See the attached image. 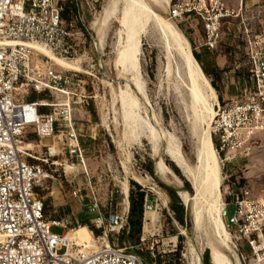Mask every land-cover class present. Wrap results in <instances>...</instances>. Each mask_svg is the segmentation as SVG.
Segmentation results:
<instances>
[{"label":"rangeland","instance_id":"rangeland-1","mask_svg":"<svg viewBox=\"0 0 264 264\" xmlns=\"http://www.w3.org/2000/svg\"><path fill=\"white\" fill-rule=\"evenodd\" d=\"M61 1L66 3L68 0ZM77 1L80 3L81 21L88 29V33L84 32L78 24L79 18L70 17L69 23L75 27V43L81 49L80 56L72 61L79 60L80 70L75 71H79V77L85 81L84 93L90 97L88 106L84 108L75 106L73 116L76 131L81 135L84 164L66 154L65 136L40 140L34 130L29 128L23 137L24 146L26 143L30 144L28 147L37 158L28 159L29 162L45 165L46 168L50 165L56 178L38 187L39 194L44 197L46 217L50 220H63L71 229L90 221L92 228L97 229L91 222L96 217V213L91 211L94 202L93 192L103 212L113 210L123 213L126 208L122 194L123 183L127 181L130 190V181H135L153 196V201L147 204L150 208L147 211L154 213L155 222L151 224L145 220L148 223L145 228L144 222L141 243L138 246L133 247L127 241L125 246L143 259L146 258V264H152L149 258L152 253L166 263L173 260L176 264H189L192 261V250L204 264L205 252L210 246H215L222 253L229 255L214 231L207 229L196 233L192 215L186 207L188 224L185 226L179 224L170 209L171 200L161 187L163 184L177 192L186 191L183 180L185 177L181 171V177L175 175L169 165L173 163L176 166L166 154L165 139L153 146L149 130L143 125L141 117L143 119L149 117L146 121H151L158 132L174 136L181 146L185 159L191 165L196 163L197 141L190 133L189 123L184 121V114L177 107L173 91L160 77L156 48L148 38H144L138 57L139 74L144 82L149 102L139 95V101L141 100L139 104L143 103L142 110L132 117L126 114L124 118L119 91L121 87L125 88L129 79L122 77L113 65L118 23L111 21L108 24L103 33V43L91 28V23L100 17L102 9L112 0ZM144 1L178 28L191 51L194 48L196 52H206L212 60L217 58L221 65L227 61L223 79L215 80L218 91L212 86L218 96V105L224 107L232 101L245 100L243 90L253 87L250 72L252 63L249 57L251 49L258 53L264 51V0H170L169 5L154 0ZM178 4H188L187 8L195 7L197 11L184 12L181 17L174 18L172 10ZM199 11L206 19L220 15L218 22H215L220 39L214 49L205 46L207 21L198 14ZM51 63L55 69L71 71L57 66L52 60ZM182 76L183 80L189 82L186 72H182ZM225 86H228L227 95L223 94ZM129 88L132 93L138 94L131 83ZM27 92L23 100L29 102L45 100L48 103L45 105L48 110L44 113L52 112L54 104L66 100V97L56 92L37 94L31 88H28ZM20 93L23 94L21 90ZM212 124L213 121L211 127ZM213 141L216 142L214 138ZM48 147L54 148L55 156H49ZM225 156L224 152L218 154L222 176L223 223L232 238L233 243L230 245L235 246L233 247L235 259L239 264H252L250 249L244 242L236 239L234 227H228L227 221L236 210L234 205L229 204L232 200L231 194L238 192L240 188H248L255 199L264 198V132L248 139L243 146L229 154V161H225ZM46 158L49 159L48 165L42 161ZM159 158L172 169L171 174L160 173L156 166ZM147 167L153 168L154 176L150 175ZM73 188L81 189L82 201L72 195ZM65 231L62 228H53V232L58 234ZM202 233L205 235H201ZM177 234L181 235V241L177 239ZM99 236L93 235L95 245ZM110 241L120 247L124 246L120 245L117 232L111 233Z\"/></svg>","mask_w":264,"mask_h":264},{"label":"built area","instance_id":"built-area-1","mask_svg":"<svg viewBox=\"0 0 264 264\" xmlns=\"http://www.w3.org/2000/svg\"><path fill=\"white\" fill-rule=\"evenodd\" d=\"M187 7L175 5L173 17L197 11ZM62 9L61 0H0V264H146L131 248L110 241L111 233L127 229L129 205L123 213L103 212L93 192L91 211L96 217L91 222L101 231L94 247L67 239V231L72 230L68 224L50 220L45 214L44 197L38 187L56 178L50 165L46 168L29 162L37 158L32 149L23 147L24 134L32 128L40 140L65 136L66 154L84 164L81 135L73 116L75 106L84 108L90 99L84 93L85 81L79 71L55 69L48 57L31 47L44 46L69 61L80 56L75 27L62 20ZM198 14L207 21L205 46L214 49L220 39L215 23L220 15L206 19L201 11ZM249 57L253 87L243 90L245 100L217 106L212 124L217 152L225 153V161L248 139L264 132V51L251 49ZM28 88L37 94L60 93L66 100L44 113L40 108L46 102L23 100ZM48 150L49 156H55L54 148ZM42 161L49 164L48 158ZM72 195L83 200L80 188H73ZM231 196L229 204L236 210L227 226L234 227L236 239L250 249V262L264 264V198L255 199L246 187ZM147 209L146 204L145 213ZM54 227L66 231L58 234L53 232ZM152 256L156 258L154 253ZM242 257L245 260L243 253ZM153 264L160 263L155 260Z\"/></svg>","mask_w":264,"mask_h":264},{"label":"bare ground","instance_id":"bare-ground-1","mask_svg":"<svg viewBox=\"0 0 264 264\" xmlns=\"http://www.w3.org/2000/svg\"><path fill=\"white\" fill-rule=\"evenodd\" d=\"M154 1L163 2L165 5L170 4V0ZM111 21L118 23L113 65L122 77H128L129 83L138 93L137 95L132 93L129 83L124 86L125 88L121 87L119 92L123 117L126 118V114L132 117L142 110L143 103L139 104L141 101H139V95L149 102L144 82L140 78L138 62L143 39L148 38L157 50L156 61L160 77L173 91L177 107L184 114V121L189 123L190 133L197 141L196 163L194 165L188 163L174 136H166L158 132L150 120V122L146 121L149 118L148 115L146 119L144 118L145 120L141 117L143 125L148 128L154 147L160 140L167 141L166 154L181 170L192 187V194L187 191L178 193L184 206L190 210L196 233L211 229L228 250L229 255H226L217 247L210 246L208 250L210 251L211 264H239L234 256L233 247L235 246L230 245L233 243L231 235L223 223L221 165L211 133V123L217 115L216 106H220L216 91L178 28L144 0L110 1L102 9L100 17L91 23V28L96 32L100 42H102L103 33ZM31 47L63 69L80 70L79 60L73 62L58 57L44 46L31 45ZM182 72H186L189 82L183 80ZM41 101L45 102V100ZM29 145L26 143L23 147L29 149ZM156 166L160 173L171 174L170 168L164 164L161 158L157 160ZM122 194L127 207L129 205L127 181L123 183ZM145 220L153 224L155 222L154 213L146 211ZM148 222H145V228ZM210 233L212 234V232ZM66 237L78 244L94 247L93 235L85 225L67 231ZM191 260L189 264H202L201 258L193 250Z\"/></svg>","mask_w":264,"mask_h":264},{"label":"trees","instance_id":"trees-1","mask_svg":"<svg viewBox=\"0 0 264 264\" xmlns=\"http://www.w3.org/2000/svg\"><path fill=\"white\" fill-rule=\"evenodd\" d=\"M61 4L63 7L62 13H61L62 20L65 23H69L70 17L75 16V17L79 18L78 24H79L80 28L84 32L88 33V29H87L86 25L81 21V9H80L79 1L68 0L66 3H63L61 1ZM191 48H192V46H191ZM192 53H193L195 59L197 60V62L199 63L204 74L208 77V79L210 78L209 81L212 84V86L218 91L215 80L216 79L220 80L222 75L224 73H226V69H225L226 66L222 69L219 68V66L216 64L215 59L212 60L210 55L206 52L197 53L196 50L193 48ZM30 102H35V101H30ZM40 110H41V112H44V111L48 110V108H47V106H42L40 108ZM214 144L217 148V143L214 142ZM169 165L171 166V168L175 172V173L174 172L173 173L175 175H178L181 177V173H180L181 170H179L178 167L174 166L173 163L172 164L169 163ZM147 170L150 173V175L154 176V170L152 167H150V168L147 167ZM185 179H183V180H184V183L186 186V191L189 193H192L190 183L188 182L187 179L186 180ZM130 184H131V188L129 190V208H128V214H127V229L117 233L118 237H119L120 245L121 246L124 245L122 247H127V246H125L126 241L129 244H131L133 247H136L141 243V235L143 232V226H144V222H145V206L149 202L153 201V196L150 195L149 193H147L146 190H144L137 182L130 181ZM161 187L167 192V194L171 200L170 209L173 213L175 220L183 226L187 225L188 223H187L186 219H188V216H187V213L185 210V206H184L182 200L180 199V197L178 196V192L175 189L168 187L166 185H163V184H161ZM45 214H46V207H45ZM169 221H170V218H169ZM89 222L90 221H86V222H84L83 225L87 226L93 232V235L99 236L101 231L92 228V226L90 225ZM176 236H177V239L179 241H181V238H182L181 235L177 234ZM112 243H114V242H112ZM209 254H210V251L206 250L205 258H204V264H210ZM178 255H179V253H177V256ZM149 258L151 259L152 264L154 263L155 260L160 264H176V263H173V262H175L173 260L169 263H166L164 261H161L157 257L154 259L153 256H151V255L149 256ZM177 259H178V257H177ZM143 260L145 261L146 258Z\"/></svg>","mask_w":264,"mask_h":264},{"label":"crops","instance_id":"crops-1","mask_svg":"<svg viewBox=\"0 0 264 264\" xmlns=\"http://www.w3.org/2000/svg\"><path fill=\"white\" fill-rule=\"evenodd\" d=\"M203 52V51H202ZM197 53H201V51H198ZM215 61H216V64L219 66V68H224L225 66H226V60L222 63V65L219 63V61H218V59L216 58L215 59ZM226 73H224L223 75H222V77H221V80L223 79V76L225 75ZM224 83V82H223ZM227 93H228V86H225L224 87V90H223V94L224 95H227Z\"/></svg>","mask_w":264,"mask_h":264},{"label":"water","instance_id":"water-1","mask_svg":"<svg viewBox=\"0 0 264 264\" xmlns=\"http://www.w3.org/2000/svg\"><path fill=\"white\" fill-rule=\"evenodd\" d=\"M178 196L180 197L179 193H178ZM180 199H181V197H180Z\"/></svg>","mask_w":264,"mask_h":264}]
</instances>
